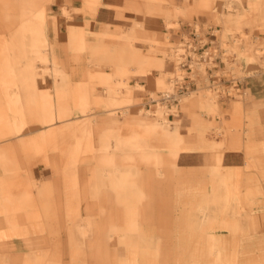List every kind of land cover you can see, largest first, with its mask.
<instances>
[{
  "label": "bare ground",
  "instance_id": "obj_1",
  "mask_svg": "<svg viewBox=\"0 0 264 264\" xmlns=\"http://www.w3.org/2000/svg\"><path fill=\"white\" fill-rule=\"evenodd\" d=\"M57 1L0 0V23L13 30L10 35L0 32V141L17 137L16 144H0V249L23 245L28 249L23 258L10 263L8 254H0V264H80L70 252L71 259L64 261L63 244L57 236H44L53 232L55 221L63 222L66 198L76 200L80 209L75 239L87 251L88 264H112V256L116 264H264V211L255 208V203L264 206V129L252 128L253 122L264 118L262 112L245 114L243 119L249 125H243L237 116L235 125H218L213 114H222L219 93L196 95L193 90L177 96L180 102L170 106L168 100L176 92L174 82L184 78L179 54L185 36L165 51L169 63L153 51L129 49V53L143 56L146 65L138 71L146 72L152 88L162 85L164 97L152 90L150 99L156 103L139 108V116L144 117L140 123L132 125L127 134L113 130L111 138L95 142L92 114H81V118L77 114L89 109L90 91L75 96L59 93L66 86L63 80L54 82L57 95H53L38 85V61L51 58L48 28L56 16L49 6L54 8ZM64 1L61 12L72 16L71 0ZM83 2L77 11L92 17L104 5V0ZM127 2L145 14H162L167 23L195 9L198 14H213L227 28L231 24L241 30L245 25L264 27V0H222L220 6L216 0ZM165 2L168 8H164ZM69 25L73 37L78 28L72 22ZM246 37L236 36L226 49L239 51L251 65L250 60L257 56ZM226 49L223 47V53ZM226 60L243 73L242 79L264 73L253 68L245 71L240 62L235 66ZM261 65L264 67V59ZM155 67H160L162 76L154 74ZM197 67L198 74L206 77L204 63ZM49 69L55 78H66L63 66L54 62ZM167 73L173 75L172 80H167ZM69 100L78 107L63 106L72 104ZM238 101L242 104L245 99ZM193 107L207 109L212 116L199 130L201 136L215 128L222 139H204L213 152L212 162L202 171L190 173L180 171L176 159L192 148L187 146L191 142L180 131V118L173 121L170 115H179L181 109L190 112ZM238 126H246L241 135L246 160L243 165H226L224 150L239 142L234 135ZM260 137L262 141L252 140ZM87 160L92 165L88 171ZM41 163L51 169L52 177L39 180L34 175L35 165ZM170 175L175 176L173 180ZM171 182L175 186L173 208Z\"/></svg>",
  "mask_w": 264,
  "mask_h": 264
},
{
  "label": "crops",
  "instance_id": "obj_2",
  "mask_svg": "<svg viewBox=\"0 0 264 264\" xmlns=\"http://www.w3.org/2000/svg\"><path fill=\"white\" fill-rule=\"evenodd\" d=\"M61 1L63 2L64 0H58L54 4L53 10L56 20L52 19L53 21L49 25L48 33L52 41L50 53L52 63L55 62L67 70L66 78H62L61 76L55 78L52 73H44L43 67L45 63L38 61V85L43 90H51L53 95H57L55 81H66L65 88L58 92L63 91L68 93V96L81 94L88 89L92 97L89 109L77 114H80L79 118H81V114L85 113L92 114V117L93 115L95 116L92 121V125L96 131L92 137L95 142L99 143L102 138H111L113 130H119L121 134H127L129 128L128 113L136 110L134 109V104H128L127 102L130 99L141 98L143 104L149 108L156 103L155 101H151L150 93H144L137 87L138 84L147 85L146 75L138 71L140 68L143 69L145 67L146 61L140 54L129 53V49L135 48L143 52H151L148 51L150 47L140 40L144 39L150 42L155 37L153 32L160 29L161 21L155 17L146 19L143 9H134L136 11L128 9L127 0H104V5L100 6L93 17L79 11L74 13L72 19H68L61 12V5L64 4ZM74 1L72 0V2ZM82 6V2L71 5L73 9L81 8ZM71 22L78 28L75 30L73 37L70 36L69 23ZM137 22L143 24L138 25ZM6 29V26L0 23V32H7ZM162 31L163 33L168 32L166 28H163ZM189 32L190 23H185L182 29L177 32L178 37L171 39L170 42L175 45L179 44L185 36L189 35ZM12 33L13 30L9 32V35ZM79 45H83V48L78 49ZM157 55L162 56V54ZM217 63L220 64V67L225 65L222 59L217 60ZM243 63L245 71L249 70L250 65H246L245 62ZM128 69L132 72L131 75L126 73ZM209 72L212 73V71ZM129 81L134 90L128 88ZM196 86L198 88V82L195 83V89ZM239 87V90L241 88L249 89V98L244 101L240 110H236L233 104H222V116L213 117L218 125H235L237 122L235 120L236 116L240 118L239 122L241 121L243 125H249V122L243 119V117L245 114L256 110L262 112L264 116V105L260 104L261 101L264 103V74L248 76L240 80ZM69 101L72 104L65 103L63 106L78 107L75 101ZM150 101L152 104H150ZM74 110L78 112L77 109ZM137 112H140L139 108ZM114 113H116L115 116L111 115ZM178 118H180V131L192 145L191 149L182 152L177 157L176 163L178 168L180 171L190 173L192 171H202L212 162L209 157L213 153L206 148L208 145L204 142V139L220 140L222 139V135L217 136L216 129L214 128L211 133L205 134L206 137L201 136L199 130L204 129L208 120H211V116L205 115L200 107H193L190 112L181 109L179 115L172 113L173 121ZM137 123H140V121ZM56 124L59 125L60 123L57 122ZM253 124L252 128L264 129V120L259 121V123L253 122ZM33 128L37 129L39 126ZM237 128L240 130L236 131L237 133L234 135L238 136L239 142L228 144L234 145V147L229 146L224 150V164L226 165H243L246 160L244 143L241 142L244 141L243 136H241L243 135L241 130L246 128V126H238ZM229 139L232 138L229 137ZM257 139L262 141L261 137L253 138L252 140L256 141ZM6 143L16 144L17 137L13 136L0 141V144ZM21 158L24 161L27 160L26 157L21 156ZM41 166L42 164L35 166L33 169L34 175L39 180L48 179V168L44 166L42 168ZM2 172L3 170L0 168V174ZM255 205L257 206L255 208L259 211H264L262 202H260V205L256 203ZM19 247L12 250V252L15 256L23 258L28 249L24 245L23 247Z\"/></svg>",
  "mask_w": 264,
  "mask_h": 264
},
{
  "label": "rangeland",
  "instance_id": "obj_3",
  "mask_svg": "<svg viewBox=\"0 0 264 264\" xmlns=\"http://www.w3.org/2000/svg\"><path fill=\"white\" fill-rule=\"evenodd\" d=\"M79 1L84 3L83 0H77V1L75 0L74 2H72V0H71L69 2V7L71 8L72 16H66L68 19H72L74 13L79 12V11H77V8L73 9L71 7V5H73L75 3L79 4L80 3ZM175 1L181 2L183 0H175ZM197 1H201V0H195V2H197ZM216 1H218L219 6L222 4V0H216ZM64 2L65 1H63V2L61 1V3H64ZM162 4H163L164 8L169 7L166 4V2L162 3ZM52 6L53 5L51 4L49 6V9L51 10V12L55 13L54 10L52 9L53 8ZM219 6H217V8L215 10L217 13H219V8H220ZM127 7L130 10L133 9L129 5ZM137 9H141V8H137ZM255 10H256V8L254 6L252 8V11H255ZM134 11H136V10H134ZM189 13H192V14H189ZM153 17H155L157 20L161 21L160 22V29L158 31L153 32V34H155L156 38L153 37L150 40L151 43L149 41L144 40V39L140 40V41H142V43L147 44L150 47L148 49V51H154L156 54H162V56L164 57V61H167L168 63H169V61H171V59L167 56L165 51L169 50L171 48V46L172 47L176 46L175 44H172L170 42V40L178 37L177 32L182 29V27L185 23H190V24L198 23L200 26H203V28L204 27L205 28L213 27L215 29V33L217 35L215 36V38H213V46H212V48H210V50L215 49L216 54H219L222 56V60H223L225 65L223 67H219L218 69L213 68L214 69L213 74H210L206 70V74H207L206 77L198 74V67L196 65L194 72H195V76H196V81L198 82V88L192 89V90L195 92L196 95H198L199 93H202V92L219 93L218 100H219L221 105L225 104V103H230V104H233L235 106L236 110H240V108L243 106L244 103L239 104L238 100H243V99L247 100L249 98V96H248L249 89L241 88L239 90L238 88H240V87H238L236 85L235 90L231 91L230 88L232 87V85L228 86V85L224 84L223 81H226L228 79L233 80V78H235L233 81H234V84H236V81L243 80L246 77H244L242 79L243 73L238 72L236 70V68L232 69L230 67L231 65L229 66L227 64L226 58H228V60L231 61L232 65H235V66L238 64V62H240L239 66H241V67L245 66V65H243L244 64L243 61L247 65V59H246V57L241 58L239 55V51H236V50L229 51L226 49V47H228V46L230 47L232 44H234L233 39L236 36L239 35L241 37L243 35H246L247 36L246 38L249 39L248 41L252 42L253 54L257 56V57L252 58L251 60L249 59L251 61V65H250L249 69L253 68L252 71H254V70L264 71V67L261 65L262 59H264V27L258 28V27H256V24H253V26L245 25L241 30V29H238L235 24H231L227 28L220 21H218L215 17H213V14H210V13L207 14L204 12H200L198 14L195 9L189 10L188 13L185 15L182 14V15L172 17L173 23L172 22L167 23L166 18L160 13H154L151 15H148V13L145 14L146 19L147 18L151 19ZM194 20H196V21H194ZM163 28H166L168 30V32L163 33V31H162ZM6 30H7L8 34H9V32L12 31L10 29H6ZM224 40H227L228 42L224 43L223 42ZM223 47L226 49L225 53L222 52ZM47 52L50 53L51 50H48ZM236 52L238 54H236ZM40 62H42V61H40ZM42 63H45V66L43 67V72L44 73H51L49 68H50V66H52L54 64V62L52 63L51 58L45 62L43 61ZM209 66L213 67L214 64L204 63L205 68H207ZM246 67H248V66H246ZM181 70L184 72V76H185L186 71L182 67H181ZM131 73L132 72L129 71V75H131ZM139 73L146 75V72H143V71H141ZM154 74L158 75V76H162L161 71H160V67H155ZM261 74H264V73H260L259 75H261ZM212 75L213 76L218 75V77H216V80H219L220 83H219V86H217V88L210 83V77L209 76H212ZM166 77H167V80L169 81V80H172L173 75L171 73H167ZM145 79L147 81V85H145V88L143 87V85L140 87V84H138L137 87L139 89H141L142 92H144V93H150L151 94V91L154 90L155 92H157L158 97L163 98L164 96H163V92H162V89H163L162 85H159L158 87L152 88L151 86H149L150 85V81H149L150 79H149V77H147V75H146ZM174 84H175V82H174ZM128 88L130 90H134V87L132 85H130ZM49 91L52 92L51 90H49ZM175 91H176V86H175ZM236 92H238L239 95H237ZM246 92H247V95H246ZM185 93H183V94H185ZM183 94H181V95H183ZM228 94H230V95H228ZM168 102H169L170 106H172V98H170L168 100ZM127 103L128 104H134L135 105L134 109H136V110H134V112H130V115H128V122H129V128L127 130V133H128L133 129V128H131L132 125H137L138 124L137 122L141 121V119L144 118L143 116H142V118L139 116L140 112H137V109L140 107L144 108L146 106H145V104H143V101L141 100V98L131 99ZM122 104H124V103H122ZM150 104H152L151 101H150ZM201 109L204 111L205 115H207V116L209 115L207 109H204V108H201ZM108 115H110V114H108ZM111 115L115 116L116 113L111 114ZM220 115L222 116V114H217V113L213 114L214 117L220 116ZM209 116H211V115H209ZM93 118H95L94 115H93ZM170 118L172 119V114L170 115ZM262 120H264V118ZM209 133H211V132H209ZM24 136H26V135H24ZM217 136H219V135H217ZM187 146L190 147L192 145L189 144ZM163 159L164 158H162L161 160H163ZM42 166H44V165L42 164ZM85 166H86V168H85L86 171L91 170L92 169L91 160L85 161ZM165 169H166V167H165ZM48 170H49V178H50L53 176V172L51 171V169H48ZM172 175H170L168 177H171L169 179L173 180L175 176H172ZM162 178H164V177H162ZM173 183L174 182H171V185H170L171 196H172V208L174 206V196H173L172 189L175 187ZM205 189H207V187H205ZM205 189H204V191H205ZM66 201L67 202L65 204V209H64L65 210V215H64L65 217L63 218V222L61 223V221H55L53 224V232H51L49 234L46 233V234H44V236H57L58 239H60L59 242L61 244H63L62 253H63V259L65 262H68L71 259V257L73 259L74 254H76L75 259H77L80 262V264H88V262H87V251L80 249L78 246V242L75 239L77 236L76 220L80 216V209L75 206V204H77L76 200L66 198ZM0 226H2V225L0 224ZM163 234H165V233L163 232ZM69 249H70V251H69ZM12 250H14V248H7V249L4 248V249H2V251L0 249V254H3V255L8 254L9 263L14 262L17 258L20 259V257L15 256V254L12 252ZM69 254L72 256L70 257ZM111 261H112V264H116L117 263L116 257L112 256ZM90 264H94V263L91 262Z\"/></svg>",
  "mask_w": 264,
  "mask_h": 264
},
{
  "label": "built area",
  "instance_id": "obj_4",
  "mask_svg": "<svg viewBox=\"0 0 264 264\" xmlns=\"http://www.w3.org/2000/svg\"><path fill=\"white\" fill-rule=\"evenodd\" d=\"M216 35L217 34L215 33V29L213 27L203 28V26L197 27L190 24V32L188 38L186 41H184V43H182L183 51H181L179 54V66L186 71V75L182 79L177 78L175 80L176 92L172 93V103H179L180 101L177 96L189 90L195 89L194 86L197 81L194 71L197 64H214L213 67L209 66L206 68L207 72L212 71V73L209 72L210 74H213V68L218 69L220 67V64L217 63V60L222 59V56L216 54L215 49L210 50V48H212L213 46V38H215ZM209 77L210 83L217 88L220 83L219 80H216V77H218V75H212ZM234 79L235 78H233V80ZM233 80L228 79L223 82L228 86L237 85L239 87L240 80L236 81V84H234Z\"/></svg>",
  "mask_w": 264,
  "mask_h": 264
}]
</instances>
